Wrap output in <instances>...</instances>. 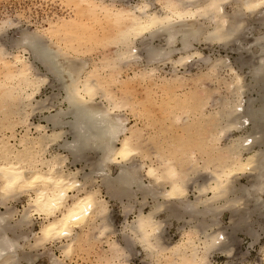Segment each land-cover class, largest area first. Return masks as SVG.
I'll return each mask as SVG.
<instances>
[{"label": "bare ground", "instance_id": "obj_1", "mask_svg": "<svg viewBox=\"0 0 264 264\" xmlns=\"http://www.w3.org/2000/svg\"><path fill=\"white\" fill-rule=\"evenodd\" d=\"M58 1L61 12L44 14L41 24L24 8L16 19L6 12L0 19V206L32 193L15 226L7 221L15 211L0 212V264H33L48 243L64 240L61 253L69 258L82 241L99 239L109 247L105 264H116L136 244L147 264H230L214 263L210 256L230 258L232 233L257 236L251 216L264 208V31L246 45L236 44L247 26L264 29V0ZM23 22L34 29H22ZM9 30L17 36L5 42ZM196 44L246 49L249 59L240 60L241 71L251 68V83L229 59L204 55ZM194 58L203 70L181 75ZM166 64L171 74L160 76ZM123 67L133 68L127 81L120 80ZM222 71L231 74L229 80ZM134 81L150 91L139 102L130 99L135 91L128 84ZM212 81L224 85L226 95L207 90L203 82ZM49 84L59 92L39 99ZM119 84L116 94L112 87ZM187 86L192 88L186 91ZM55 107V114L43 117L46 124L32 122L35 112L52 113ZM122 109L147 117L145 127H128L118 113ZM235 131L245 135L220 146ZM149 142L150 152L144 149ZM90 155L97 156L90 173L69 169L72 159ZM138 157L146 161L135 162ZM253 172L251 187L231 199L234 179ZM202 173L207 176L200 178ZM102 186L122 202L142 194L135 219L126 222L125 246L114 237ZM192 189L194 201L188 197ZM148 198L154 204L146 212ZM225 211L230 228L218 220ZM33 216L43 220L37 232L31 229ZM173 219L189 229L171 243L164 231ZM49 261L63 264L51 250Z\"/></svg>", "mask_w": 264, "mask_h": 264}, {"label": "rangeland", "instance_id": "obj_2", "mask_svg": "<svg viewBox=\"0 0 264 264\" xmlns=\"http://www.w3.org/2000/svg\"><path fill=\"white\" fill-rule=\"evenodd\" d=\"M50 1L51 0H43V1H41V0H5V2H4V0H0V12H1L0 16H2L0 19H4L8 15H9V17H11V18L13 17V19H16V16H15L16 14L15 13H20V12L25 13L24 10H26V11L28 10V12L25 13L26 16H27V14H28V16H32V17H30V20L33 22V19H34L35 21L33 23H40L41 24L42 21H40V20L41 19L44 20L45 16L47 14H50L53 11L61 12V10H62V8H61L62 6L60 7L58 0H54L53 1L54 4H53V2H50ZM128 1L130 3H135L138 0H128ZM57 2H58V4H57ZM45 3H46V7H45ZM40 4H43L42 7H40ZM34 5H36V6H34ZM30 6H31V8H30ZM26 7H29L30 10L32 11V13ZM23 8H24V10H22ZM35 9H36V12H38V13H34L35 11H33V10H35ZM230 9L231 8H229V10ZM42 10H43V12H42ZM4 12H6L8 15H5ZM29 14H31V15H29ZM44 14H46V15L44 16ZM12 15H14V16H12ZM35 15H37V16L35 17ZM36 20L37 21L39 20V21L36 22ZM249 22H250V20H249ZM256 25L252 24L249 27L247 26L248 29H247V27L244 29V34L241 37V39L239 40L240 42L238 41V43H236V44L239 45V46L246 45L247 42H251L252 41L251 39H254L256 36L260 35L264 31V29H259V26L258 25L256 26ZM21 27H22V29H25V28L27 29L28 28V30H32V28H33V27L30 28L29 26L25 25L24 22H23V24H21ZM250 32H252V34ZM246 34H248V35H246ZM253 35H256V36L253 37ZM15 36H17L16 32L12 31V30H9L6 33V37L3 38V41L7 42L6 39L7 40L8 39L12 40ZM156 44H159V42H156ZM237 45L232 44L234 50H229V51L228 50H224V49L222 50V49H220V48H218L216 46L212 47L213 48V50H212V48L211 49L207 48V46L205 44L204 45L196 44L195 47L197 49L201 50L204 55H211L213 58L222 57L223 59H226V58H227V60L229 59V61H231L233 63L234 67L238 71L240 70L239 72L241 74L246 76L245 80L248 83H251V77H250L251 75L248 74V73H251V70H250L251 68L249 69L248 68L249 66H245L243 68V70L241 71V67L242 66H241V61H240V60H245V61L248 60L249 59V53H248V51L246 52V49L238 50L237 49ZM251 52H256V48L253 47L251 49ZM87 59H88V61L92 62V60H90V57H88ZM195 59H197V58H194L193 60H195ZM198 60L199 59H197L196 61H198ZM196 61L195 62L193 61L194 63L192 62V65L189 66V70H185L183 68L180 69L179 72L180 73L183 72V73H181V75L185 74L188 78H190L191 76L195 75V73L198 74V72L202 71L203 70L202 63H200L199 61L198 62H196ZM250 61H252V60H250ZM254 61H252V62H254ZM171 67H172L171 64L170 65L166 64L164 66H161L160 67L161 69L159 71V75L161 74L160 76H166V77L170 76L171 71H172ZM40 69H41V71L43 70L42 68H40ZM122 69H124V71L122 70L123 73H121V75H120V80L122 79V81H127V80L131 79L134 76L133 68H127V67L125 68V67H123ZM134 69H137V68H134ZM185 71L188 74L185 73ZM221 73H222V75H224V76L221 75L222 78H225L227 80L230 79L231 74L228 71H224V73L222 71ZM136 82L137 81H134V84ZM189 82H191V81H189ZM212 82L211 83L210 82H203L205 84V87H206L207 90H209L210 92H212V91L218 92V91H216V89H217V90L220 91L219 93L226 95V91H225L224 85H220V82H216V81H212ZM206 83H207V85H206ZM134 84H133V82L128 84V85L131 86V88H132V85H133L134 89H132V90H133V92L135 91V93H132L133 97L130 98L131 101L132 102H135V101L139 102V101L144 100L146 98V91H147V94L150 92L149 90H146V89H148V88H146L147 85L144 84V83H139L138 84V82L135 85ZM51 85L52 84H49V85L44 87V89L42 91V95L39 97V99L42 98V100H43L46 96L48 98L49 94H50L49 95V97H50L51 95H55L57 93L58 90H56ZM138 85L141 86V87H139ZM117 86L118 85L113 86L112 90H114L116 88V90H114V92L116 91V94H119V92L122 90L121 89L122 87L120 88V86H121L120 84H119L118 87ZM143 87H144V89H143ZM51 88H53V89H51ZM117 88H118V90H117ZM128 88H129V86H128ZM189 88L191 89L192 87L187 86L186 87V91L189 90ZM119 89H121V90H119ZM250 97H253V98L257 99V95L255 96V94L250 95ZM47 98H45V99H47ZM57 99H58V101H60L62 99V96L58 95V97L55 99L56 104H57ZM215 99L216 98H214V102H215ZM246 99H248V98H246ZM210 104L211 103H209V105ZM147 107L150 108V106H147ZM209 107H212V105L211 106H207L204 111L205 112L207 111V113L210 112V110H212V108H209ZM55 110H56V107L53 110H51L52 113H50L49 110L48 111L44 110L42 112H39V111L35 112L33 114L32 118H31L32 122H36V123L41 122L43 124H46V122H44L43 117L46 116V115H49V114H55L56 113V112H54ZM139 111H140V109H139ZM118 113L120 115H123L124 119H127L126 124L128 125V127H131L134 124H136L141 129H143L145 127L144 125H145V123L147 121V117L146 118L144 116L140 117V118L136 117L138 111L135 114V112L132 113L131 111H127L125 109H122ZM157 114H159V113L157 112ZM146 131L148 132L149 129L145 128V133H146ZM21 132H22V129H18L17 134L20 135ZM240 135L244 136L245 132L244 131H238V132L235 131V132H232L230 134H227V135L223 136V139L221 140L222 144L220 143V146H222V145L225 146L227 143H229V141H231L232 139H234L236 137H239ZM146 136H148V134H146ZM69 139L71 140V138H69ZM146 139H147V137H145V142H146ZM145 144L146 145L144 146L145 147L144 149L145 150L147 149L146 151L150 152L149 148H150V146H152L151 143L149 142L150 145L148 143H145ZM147 144H148V146H147ZM96 157L97 156H95V155H93V156L90 155V156H87V158H83L82 160L77 161V162H74V160L71 158L72 160L68 164V165H70L69 169L70 170H75V168H78V169L83 170L85 173H87V172L90 173V171H92V167H93L92 163H93V161L96 160ZM87 160L89 162L91 161V163H89ZM85 161H87V162L85 163ZM134 161L137 162V163L138 162L140 163V162H144L146 160L140 159L138 157L137 159H134ZM89 165H90V167H89ZM111 168H112L111 169V174H113V176H115V175L117 176L118 169L115 166H113V165L111 166ZM255 175H257L256 172H253L252 175H243V176H240L238 178H235L234 179L235 188H234V191H232L233 194L231 193L229 197L232 199V198H234L235 194H236L235 196H239V195L242 196L243 195V193H242L243 187L244 188L246 186H247L246 188L251 187V184L254 182V179H252V178H254ZM205 176H207L205 173L204 174L203 173L199 174L200 178H204ZM251 176H253V177H251ZM99 184H102V182L100 181ZM135 189L136 188H134V190ZM100 190L102 191V193H101L102 198H104L105 200L108 199V206H109V209H110V219H111V222L113 224V228H115V232H116V235H114V237L116 238V240L119 241L120 244H122V245L124 244V246H125V242H124V237L123 236H124V234L126 232H128L125 229V226L127 225L126 222H131V221H133L135 219V217H136L135 215L137 214L139 208H141V204L143 203L142 201H144L143 198L141 197L142 194L138 193L134 200L131 199L132 202H131V200H124L122 202L121 200L118 201V199L111 198L110 195L107 193V189L104 186H102L100 188ZM30 194H32V193H29V194L28 193H23L22 195L17 197L18 199L17 198H15V199L12 198V199H10L8 201L7 208H9L10 211H15V213H14L12 218H9V217L7 218V221L9 222V224H11V226H12V224H13V226L16 225V222H17L16 220H18L21 217L24 208L28 207V200H29V195ZM188 197H189L190 200H193V198L195 200V193H194L193 189L189 192ZM262 197H263V200H264V194L262 195ZM246 200L247 199L245 198V201ZM125 201L126 202L128 201L130 206L132 207V205H133L134 208H130L128 202L126 203ZM241 201L243 202L244 200H241ZM146 203L147 204L145 205L143 210L148 212L151 209V206L154 204V201H153V199L150 198L148 201H146ZM251 205H252V202H249L248 206H251ZM245 207H247V205H245ZM7 208L3 207V206H0V212L6 213L7 212V210H6ZM128 209H130V211ZM121 211H123V212H121ZM161 217H162V215H161ZM163 217H165V216H163ZM219 218L220 219H218V220H219V222L221 224H223L224 226H228L230 228V223H229L230 215H229V212L225 211L223 214H221V216ZM32 220H33V225L31 227V229L34 232L39 231L40 225H41V223L43 221L42 218H40L38 216H33ZM251 221L253 223H255L254 226H253V229H255L254 231H257V234H256L257 236L252 238L245 231H238L236 233H232V235L230 234L231 241H232V244H233V252H232V255L230 256V258H228L225 255H222V254H220L218 252H215V253L211 254L210 260L212 262H214V263H230V264H257V263L259 264L260 263V264H264V208L262 209V212H259L258 215L257 214L252 215L251 216ZM181 222L182 221H177V220L173 219L169 224L167 223L165 225L164 235H166L165 238H166V240L168 242L174 243V242L178 241L181 238V236H183L185 228L182 227L183 223H181ZM182 229H184V230H182ZM188 229H189V227L185 230V233L187 232ZM228 230L230 232V229H228ZM114 237L112 235L111 236V240H113V239L115 240ZM102 240H104V241H102ZM102 240L99 239L96 242L90 243V244L82 241L81 243H83L84 246H83V244L80 243L79 246L75 249V251L71 254V256L69 258H64L62 253H61V249H60V246L62 245V243L66 242L65 240L62 241V242H59V243H52V242L48 243L47 244V249H45V250L42 249L41 251L38 252V253H40V257L38 255L36 261L33 264H49V262H50L49 261V250H51V252L54 255H56L60 260H63V264H100V263L105 264L104 260H103L104 258H102V257L106 256V255H108V256H110V255H109V252H108V250H109L108 248L109 247H108V245L105 244L106 239H102ZM89 246H90V248H89ZM85 248H86V250H85ZM26 250L29 251V249H26ZM128 252H129V254H128ZM143 252H144V250L142 249L141 245L140 244H136L133 248L132 247L131 248L128 247L127 253L125 254L127 256H124V254H123L122 256H124L125 258L122 257L120 259L123 262H125V263L127 261L126 264H147L146 262L149 261V260L148 259L146 260L145 252L144 253ZM33 253L34 254H38L37 252H33ZM121 260H118L116 264H122L123 262ZM145 260H146V262H145Z\"/></svg>", "mask_w": 264, "mask_h": 264}]
</instances>
